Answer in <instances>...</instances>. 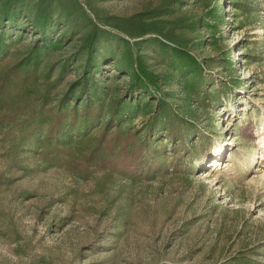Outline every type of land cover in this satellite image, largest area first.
Returning <instances> with one entry per match:
<instances>
[{
    "label": "rangeland",
    "instance_id": "374dc122",
    "mask_svg": "<svg viewBox=\"0 0 264 264\" xmlns=\"http://www.w3.org/2000/svg\"><path fill=\"white\" fill-rule=\"evenodd\" d=\"M140 148L159 173L130 176ZM243 254L264 264V0H0V264Z\"/></svg>",
    "mask_w": 264,
    "mask_h": 264
},
{
    "label": "trees",
    "instance_id": "16d2710c",
    "mask_svg": "<svg viewBox=\"0 0 264 264\" xmlns=\"http://www.w3.org/2000/svg\"><path fill=\"white\" fill-rule=\"evenodd\" d=\"M11 17L6 15V20H10ZM88 47V53H91L94 49L91 43L87 44ZM193 59V65L194 68L190 69V73H188V76L185 77L186 81H193L195 80V86L193 84L192 86V91L196 92L198 89H200L199 92H201L199 95L203 96L207 91L204 89L203 85V75L201 73V67L199 63L191 56ZM135 76L137 79L140 80L138 82L139 84L137 85L138 89L148 91V86L149 84L144 83V75L141 71L137 70L135 72ZM198 93V92H197ZM166 108L165 102L163 100H159L158 102V113L162 114L164 116V119L167 121L168 125L166 130L168 131L169 138L174 141L175 147H179L180 145H183L187 140V131H186V120L185 117L178 114L174 110L169 111L168 114H165L163 112V109ZM246 127L242 129V132L244 133ZM178 141V142H176ZM148 149L140 148L128 155V165L129 167H133V170L135 171V174H130L131 177H135L136 175L141 176V175H153L156 173H159L161 171V163H156L154 160L153 155L151 153L149 154ZM84 159L86 161H91V156H85ZM156 163V164H154ZM155 165L154 167H152ZM234 263L235 264H246L247 261V256L246 255H241V256H234Z\"/></svg>",
    "mask_w": 264,
    "mask_h": 264
},
{
    "label": "bare ground",
    "instance_id": "6f19581e",
    "mask_svg": "<svg viewBox=\"0 0 264 264\" xmlns=\"http://www.w3.org/2000/svg\"><path fill=\"white\" fill-rule=\"evenodd\" d=\"M219 164H220V166H222V164H221V163H219ZM219 164H218V165H219Z\"/></svg>",
    "mask_w": 264,
    "mask_h": 264
}]
</instances>
